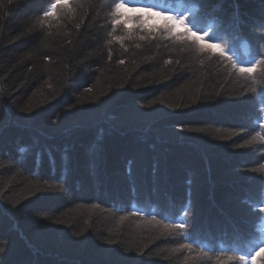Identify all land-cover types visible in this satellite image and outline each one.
I'll list each match as a JSON object with an SVG mask.
<instances>
[{
    "label": "trees",
    "instance_id": "16d2710c",
    "mask_svg": "<svg viewBox=\"0 0 264 264\" xmlns=\"http://www.w3.org/2000/svg\"><path fill=\"white\" fill-rule=\"evenodd\" d=\"M144 2L181 12L195 0ZM236 2L243 21L259 7L255 0ZM47 3L0 0V160L9 166L0 169V264H183L185 254H172L175 244L155 239L159 232L150 225L135 216L119 220L133 205L146 213L190 205L194 228L217 248L234 229L249 231L255 217L245 201L260 188L241 173L259 165L250 148L234 147L251 138L243 131L253 123L241 95L247 82L228 79L214 64L201 66L174 41H141L139 29L132 39H114L127 34L113 30L102 0H73L71 12L41 24ZM223 8L227 21L233 0ZM216 17L209 5L195 23L217 26L237 59H247L249 26L241 23L237 34ZM157 97L163 103L145 107ZM176 104L188 106L169 107ZM201 127L204 133L181 131ZM217 129L241 135L219 140ZM33 157L38 175L28 170ZM38 180L66 190L35 192ZM16 200L13 207L9 201ZM85 228L83 236L74 234Z\"/></svg>",
    "mask_w": 264,
    "mask_h": 264
},
{
    "label": "snow or ice",
    "instance_id": "6c2138e0",
    "mask_svg": "<svg viewBox=\"0 0 264 264\" xmlns=\"http://www.w3.org/2000/svg\"><path fill=\"white\" fill-rule=\"evenodd\" d=\"M79 2V0H78ZM109 8L110 24L113 30L123 28L126 32L125 36L114 37L119 41L125 38L132 39L133 32L139 29L140 32L145 33L140 35L141 41L155 40L157 36L162 39L174 41L185 49L194 54L195 59L201 66L206 63L214 64L218 69L225 70V75L228 79L236 77L245 82V86L241 92L242 96H246L245 102L252 106L251 132L243 130L246 135H250V139L244 140L243 143L234 144L235 148H250V154L254 158V163L258 167L251 169L245 168L241 175H245L246 179L258 181L259 194L255 200H246L245 203L250 213L255 217L250 222L249 231H241L234 229L230 234V242L221 244L218 248L210 241H205L198 230L193 226V213L191 206L181 203L177 208L175 206L146 213L143 209L137 208L134 205L130 208L124 209L126 215L119 216L121 222L128 219L129 216H135L142 220L145 224L150 225L154 230L159 232L155 239L165 238L170 239L175 247L170 249L172 254L183 255V264H264V177L251 176L246 174L264 173V0H255L259 7L255 15L245 13L248 16L247 21L241 19L239 4L233 0L234 11L229 15L227 21L224 19L225 9L223 4L225 0H195L191 7H185L181 12H173L170 9L165 10L162 7H157L152 2H144V0H102ZM73 0H48L47 6L43 8L42 15L38 16V22L43 24L52 17L57 16L61 10L72 11ZM209 5L217 13V20L220 21V26L225 22L234 30L238 29L241 23H246L249 26L250 37H243L247 41L246 56L244 61L237 59V52L227 40L218 34L217 26L207 24L200 27L195 23L198 15L204 14L209 10ZM2 6V5H0ZM162 21V23H161ZM183 26L184 31H178V27ZM79 28V24L76 25ZM259 30V31H258ZM112 36V32L108 33ZM140 48V44H136ZM127 51V48H125ZM111 59V53H109ZM121 64L123 60L119 61ZM180 61L177 60L176 63ZM165 64H172L171 59H166ZM223 84L220 85L223 88ZM259 86V87H258ZM91 91V89H89ZM219 95V93H217ZM163 103V100L157 99L148 102L145 107H152L157 102ZM195 103V101H193ZM188 105H169V107L181 108ZM3 111V109H0ZM181 131H189L196 133H204V128H181ZM221 129L216 130L215 139L227 140L234 135H241L240 131H233L227 135H222ZM252 132L255 134L252 135ZM259 145L258 147H251ZM23 151V149H22ZM55 166V160L51 161ZM29 161H24V167L28 168ZM32 168L28 169L35 173V157L31 161ZM2 160H0V169L7 168ZM43 167V162H41ZM35 192H49L58 191L63 193L66 189L63 183L49 182L39 180L34 184ZM35 192H30L29 196L35 195ZM3 196V193H0ZM23 199H27L24 197ZM20 200L9 201L15 207L20 204ZM92 208L100 207L99 204L91 205ZM63 215H67L66 213ZM160 217L159 219L157 217ZM44 219L51 220L56 224H67V221L58 217L45 216ZM85 224L88 223L86 220ZM71 227V224H67ZM87 229L76 231V236H83ZM105 243L119 244L120 241L105 239ZM131 251V249H125ZM4 251V247L0 245V252ZM143 254V252H141ZM159 255V253H157Z\"/></svg>",
    "mask_w": 264,
    "mask_h": 264
},
{
    "label": "rangeland",
    "instance_id": "374dc122",
    "mask_svg": "<svg viewBox=\"0 0 264 264\" xmlns=\"http://www.w3.org/2000/svg\"><path fill=\"white\" fill-rule=\"evenodd\" d=\"M160 209H162V208L160 207Z\"/></svg>",
    "mask_w": 264,
    "mask_h": 264
}]
</instances>
